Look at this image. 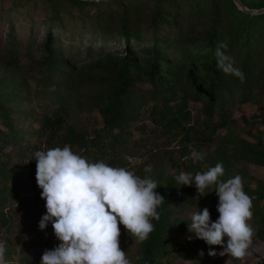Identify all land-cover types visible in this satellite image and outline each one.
Instances as JSON below:
<instances>
[{
  "label": "trees",
  "instance_id": "obj_1",
  "mask_svg": "<svg viewBox=\"0 0 264 264\" xmlns=\"http://www.w3.org/2000/svg\"><path fill=\"white\" fill-rule=\"evenodd\" d=\"M11 1L42 6L48 25L30 63H19L11 32L0 47V231L6 247L23 249L24 237L14 232L20 226L33 236L35 248L42 246L52 226L39 228L46 208L34 154L68 145L90 162L128 167L159 182L156 191L165 199L149 238L137 243L119 225L136 248L130 264H168L169 258L192 256L204 241L189 232L188 213L206 207L213 215L216 194L210 188L201 196L194 186L178 185L180 172L164 174L163 165L180 164L194 175L222 163L223 181L235 177L232 163L239 158L264 168V145L246 147L228 133L215 147L217 130L231 120L232 102L264 108V12L245 13L232 0ZM240 1L248 8L264 7V0ZM53 25L97 35L99 50L117 40L123 47L118 55L98 54L74 66L69 52L56 48ZM221 43L243 80L218 67L215 53ZM92 50L88 45L85 54ZM34 107L43 110L36 113ZM199 147L206 150L203 159H190ZM125 156L143 162L132 166ZM148 166L151 172L144 171ZM243 188L254 201L253 217L264 224V207L257 206L264 191ZM41 256L35 249L20 258L40 264Z\"/></svg>",
  "mask_w": 264,
  "mask_h": 264
},
{
  "label": "clouds",
  "instance_id": "obj_2",
  "mask_svg": "<svg viewBox=\"0 0 264 264\" xmlns=\"http://www.w3.org/2000/svg\"><path fill=\"white\" fill-rule=\"evenodd\" d=\"M226 48L221 43L216 49L218 67L243 80V72L233 67L222 51ZM191 155L197 161L203 159L195 150ZM124 159L132 166L143 162L138 157ZM34 161L36 183L46 208L39 228L50 223L59 241L43 252L40 264H130L120 247L119 225L137 243L149 238L154 231L152 221L159 220L158 209L165 199L156 191L159 182L151 176L142 178L128 167L90 162L68 145L36 151ZM144 171L152 169L148 166ZM223 175V165L217 163L194 175L181 172L175 180L178 185L194 186L201 196L206 189H213L218 197V218L213 221L208 208L199 209L192 214L188 230L209 246V256L227 255L243 261L255 235L250 224L253 200L239 175L227 181L220 179ZM212 246H221L223 251L217 253ZM6 253V243L0 241V264H9Z\"/></svg>",
  "mask_w": 264,
  "mask_h": 264
},
{
  "label": "rangeland",
  "instance_id": "obj_3",
  "mask_svg": "<svg viewBox=\"0 0 264 264\" xmlns=\"http://www.w3.org/2000/svg\"><path fill=\"white\" fill-rule=\"evenodd\" d=\"M0 47L6 38L8 32H11L14 39V49L15 53L19 55V63H30L38 55V46L44 37L48 21L44 18L46 12L42 6H38L35 9L27 7V5L18 3L15 4L11 0H1L0 1ZM64 24L66 22L64 21ZM11 25V28L9 26ZM51 34L55 41V46L57 49L62 52H69V59L72 61L74 66H79L88 62L89 59L95 58L98 54L104 55H118L121 51L123 45L121 41H116L115 43L104 44V47L99 50L97 46L100 39L97 35L93 33L80 29L71 30L69 27H60L53 25L50 29ZM90 46L92 52L89 55L85 54V48ZM147 44L142 43L140 47L144 48ZM27 46V47H26ZM141 48V49H142ZM138 49V47H137ZM167 56L171 57V51L167 50ZM35 102V101H33ZM191 105L192 103L189 102ZM37 111L43 110L42 108L34 107ZM232 113L231 120L226 128L218 129L217 133L219 134L218 143L215 147L222 146V136L230 133L234 137L240 138L244 141V145L247 147L248 144L259 146L264 145V108L259 109L256 103L247 101L239 103L237 101L232 102ZM91 115V114H90ZM89 115V116H90ZM92 116V115H91ZM90 116V117H91ZM175 145H173L174 147ZM203 147V146H202ZM230 149V145L227 146ZM198 148V147H197ZM200 153H205L204 148L199 147ZM175 156V155H174ZM190 159H194L189 153ZM142 164V163H141ZM233 169L237 172L234 173V176L239 175L242 178L243 187H249L250 189H261L264 191V168H261L255 164L249 163L242 158H239L236 162L232 163ZM164 174H170L173 171L185 172V169L180 164H174L171 162H164ZM35 184L32 183L30 191L35 188ZM24 193L21 197H26L28 194ZM251 197V196H250ZM252 198V197H251ZM216 203L218 204V197H215ZM253 200V199H252ZM254 205V201H253ZM257 206L263 210L264 199L258 201ZM253 211V208H252ZM190 219L192 212L188 213ZM219 216V213L216 211L211 215V219L215 221ZM250 224L255 230V235L249 249L247 250V256L243 261L239 259H234L228 257L227 255L221 257L217 255L212 257L208 255L210 250L209 246L203 242L199 245L192 256L180 257V258H169L168 264H196L199 260H202L204 264H264V241L263 234H260V231L263 230L264 224L256 222L255 218L252 217ZM23 226H20L17 231L20 237H24V246L20 250L19 246L15 247L14 252H10L7 248L6 259L9 261V264H26L24 259L20 258L23 255L27 254L30 256L33 251L40 250L42 255L45 250H51L59 241L56 240L53 229H50L45 232L42 246L35 248L32 244L33 236L31 234H26ZM25 233L26 236L20 235ZM4 231H0V241H2ZM18 236V237H19ZM123 234L120 235V247L126 253V257L129 260L131 254L135 252L136 248L133 243L128 242ZM262 237V238H261ZM226 243V241H225ZM212 248L219 253L223 251L221 246H212Z\"/></svg>",
  "mask_w": 264,
  "mask_h": 264
},
{
  "label": "water",
  "instance_id": "obj_4",
  "mask_svg": "<svg viewBox=\"0 0 264 264\" xmlns=\"http://www.w3.org/2000/svg\"><path fill=\"white\" fill-rule=\"evenodd\" d=\"M234 5L241 11L249 14H256V13H262L264 12V7L258 8V9H252L246 7L240 0H232Z\"/></svg>",
  "mask_w": 264,
  "mask_h": 264
}]
</instances>
